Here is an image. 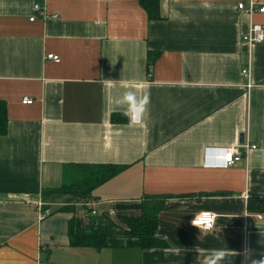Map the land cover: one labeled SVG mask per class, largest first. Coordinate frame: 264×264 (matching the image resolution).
Instances as JSON below:
<instances>
[{
    "label": "crops",
    "instance_id": "1",
    "mask_svg": "<svg viewBox=\"0 0 264 264\" xmlns=\"http://www.w3.org/2000/svg\"><path fill=\"white\" fill-rule=\"evenodd\" d=\"M248 2L159 0L149 20L137 0H0V264H209L214 252L220 264H264V213L247 209L264 197V39L242 41L264 12L249 16ZM241 134L257 148L216 166ZM72 164L124 168L57 210L63 197L42 191ZM149 198L163 203L165 246L128 247L126 220ZM203 211L210 231L190 223Z\"/></svg>",
    "mask_w": 264,
    "mask_h": 264
},
{
    "label": "trees",
    "instance_id": "2",
    "mask_svg": "<svg viewBox=\"0 0 264 264\" xmlns=\"http://www.w3.org/2000/svg\"><path fill=\"white\" fill-rule=\"evenodd\" d=\"M140 7L146 12L149 20L159 18V0H137ZM114 122H124L125 118L117 119ZM7 131V109L6 104L0 101V135ZM69 175L56 189L42 191L44 201H52L53 197L62 198L63 205L57 210H73L75 202L90 199L92 191L118 174L123 165L112 164H72L68 165ZM162 201L149 198L142 202L141 215L126 220L127 231L125 232L126 245L138 249H149L165 246V243L156 237L157 217L162 208ZM247 209L252 212L264 213V197H249ZM72 245H83L100 248L105 245L104 237L101 236H78L70 234Z\"/></svg>",
    "mask_w": 264,
    "mask_h": 264
},
{
    "label": "built area",
    "instance_id": "3",
    "mask_svg": "<svg viewBox=\"0 0 264 264\" xmlns=\"http://www.w3.org/2000/svg\"><path fill=\"white\" fill-rule=\"evenodd\" d=\"M37 6H35V9ZM240 8L243 9L245 13H247L249 16H252L254 12H264V5H258L255 1L249 0L247 5H242L240 4ZM52 18H57V15L54 14ZM29 20L33 21L34 16L30 17ZM264 39V27L259 24H250L248 31L242 36V41L246 43L248 46H251L255 43H260ZM47 59H51L54 62H59L60 58L58 55L49 53L46 55ZM241 74L244 78L247 79V88L251 87V82H250V75H251V70H250V64L248 63L245 65L242 70ZM33 100L30 99L29 97H23L22 98V103L24 104H30L32 103ZM130 120L132 122L138 123L139 122V113L138 110H134L131 115H130ZM257 148V145L254 143H249V142H243V144L231 146V147H226L221 149V155H222V161L216 163V166H232L235 164V156H239L242 154L247 155L249 154L250 151L255 150ZM215 165V164H214ZM213 165V166H214ZM92 202H88L90 204ZM40 205V204H39ZM44 211V210H43ZM92 213H95V211H92ZM112 213V211H111ZM48 214V211H44L41 215V218L45 217ZM246 217L248 218V214H245V219ZM258 217H261L260 214H258ZM190 223L192 226L201 228L205 231H210L214 228L215 224V215L214 213L210 211H203L195 216H193L190 220ZM195 224V225H194ZM245 225H248L247 222H245Z\"/></svg>",
    "mask_w": 264,
    "mask_h": 264
},
{
    "label": "clouds",
    "instance_id": "4",
    "mask_svg": "<svg viewBox=\"0 0 264 264\" xmlns=\"http://www.w3.org/2000/svg\"><path fill=\"white\" fill-rule=\"evenodd\" d=\"M130 96H132L131 93L126 94L125 99H127ZM222 259L223 257L219 254V252H214L212 257L210 258L209 264H220Z\"/></svg>",
    "mask_w": 264,
    "mask_h": 264
},
{
    "label": "water",
    "instance_id": "5",
    "mask_svg": "<svg viewBox=\"0 0 264 264\" xmlns=\"http://www.w3.org/2000/svg\"><path fill=\"white\" fill-rule=\"evenodd\" d=\"M243 142H244V135L241 134L239 137V144H243Z\"/></svg>",
    "mask_w": 264,
    "mask_h": 264
}]
</instances>
